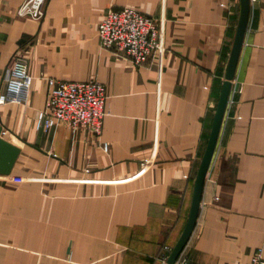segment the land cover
Here are the masks:
<instances>
[{"label":"crops","instance_id":"1","mask_svg":"<svg viewBox=\"0 0 264 264\" xmlns=\"http://www.w3.org/2000/svg\"><path fill=\"white\" fill-rule=\"evenodd\" d=\"M23 2L0 0V92L16 52L32 76L26 102L0 105L1 137L20 149L10 174L0 172V264H164L190 214L240 0H48L42 20L18 15ZM123 6L157 20L161 49L142 66L101 46L99 22ZM48 77L105 84L99 135L63 122L37 129ZM259 248L264 254V0H251L177 264H246Z\"/></svg>","mask_w":264,"mask_h":264},{"label":"built area","instance_id":"2","mask_svg":"<svg viewBox=\"0 0 264 264\" xmlns=\"http://www.w3.org/2000/svg\"><path fill=\"white\" fill-rule=\"evenodd\" d=\"M47 1L24 0L18 9V15L42 20L46 13ZM97 31L103 48L129 57L137 66L145 64L161 49V36L156 18L134 6L108 9L99 22ZM46 79L47 100L44 108L37 112V129L49 131L56 124L63 122L75 128L83 127L92 134L99 135L107 114L105 84L96 78L84 82L56 80L52 77ZM31 86L29 59L26 54L16 52L6 70L5 90L0 92V105L7 102H26ZM10 179L16 183L24 181L21 176H12ZM165 251L166 259L171 248L165 246ZM246 264H264L263 249L259 248Z\"/></svg>","mask_w":264,"mask_h":264},{"label":"water","instance_id":"3","mask_svg":"<svg viewBox=\"0 0 264 264\" xmlns=\"http://www.w3.org/2000/svg\"><path fill=\"white\" fill-rule=\"evenodd\" d=\"M250 12L251 0H240V16L235 34V39L233 42L227 70L225 73V78L223 81L219 101L214 115L211 133L207 142L205 153L203 155L197 172L190 214L180 238L172 248L164 264H175L177 262L180 254L187 245L194 230L200 210L201 198L206 176L217 147L224 116L229 103L233 79L236 74L241 50L244 44ZM2 129L3 127L0 122V163L3 164V166H0V172L3 174H10L20 153V149L1 137Z\"/></svg>","mask_w":264,"mask_h":264}]
</instances>
